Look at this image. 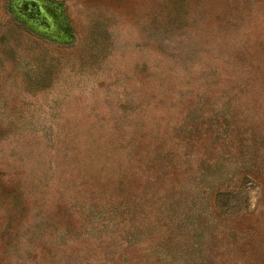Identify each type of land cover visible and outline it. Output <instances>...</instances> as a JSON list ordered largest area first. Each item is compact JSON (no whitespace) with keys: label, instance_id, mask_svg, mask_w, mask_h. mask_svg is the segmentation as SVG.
<instances>
[{"label":"rangeland","instance_id":"374dc122","mask_svg":"<svg viewBox=\"0 0 264 264\" xmlns=\"http://www.w3.org/2000/svg\"><path fill=\"white\" fill-rule=\"evenodd\" d=\"M0 264H264V0H0Z\"/></svg>","mask_w":264,"mask_h":264}]
</instances>
